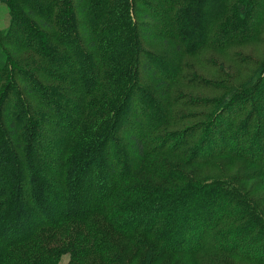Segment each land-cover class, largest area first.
I'll list each match as a JSON object with an SVG mask.
<instances>
[{"label":"trees","instance_id":"16d2710c","mask_svg":"<svg viewBox=\"0 0 264 264\" xmlns=\"http://www.w3.org/2000/svg\"><path fill=\"white\" fill-rule=\"evenodd\" d=\"M10 10L3 41L32 70L10 74L0 44V264L93 253L125 264L103 233L62 249L35 238L100 212L152 251L144 264L186 255L188 264H264V214L249 191L196 177L239 162L258 167L245 179L264 174V72L204 123L173 128L187 117L175 113L174 85L185 65L196 75L184 58L207 49L244 64L238 47L264 42V0H13ZM36 239L38 252L26 254Z\"/></svg>","mask_w":264,"mask_h":264},{"label":"rangeland","instance_id":"374dc122","mask_svg":"<svg viewBox=\"0 0 264 264\" xmlns=\"http://www.w3.org/2000/svg\"><path fill=\"white\" fill-rule=\"evenodd\" d=\"M152 1V0H151ZM262 0H255L256 4L260 3ZM13 5V0L7 2H0V44L6 47V52L9 57V64L12 67L10 69V74L16 72L15 66L19 71L27 70L28 72L32 69L26 68V58L25 60L20 56H14L11 52L8 51V46L5 44L3 39L6 37L7 32L12 28V16L11 10ZM15 6V5H14ZM16 7V6H15ZM252 18V14H250ZM22 34H20V39H25L26 34L29 32L26 30L24 24L21 25ZM49 40V39H48ZM45 41V40H42ZM34 45V42H32ZM241 51L240 56L244 60L242 65H236L233 61V57H227L220 51L215 50H203L196 56H187L184 58V62H188L190 69L196 75H191L200 79L202 82H190L191 78L188 79L186 65L185 70H182V79L185 80L177 81L174 85V93L180 98H183L180 106H175L176 114L186 115L187 117L180 123L173 126V128H189L198 123L205 122V114L215 113L218 109L219 104L226 103L233 93L236 91H247L250 88V85L256 81L258 76L264 72V42L260 44L249 43L246 47H238ZM235 51L238 52V49L235 48ZM238 56V55H237ZM202 57V58H201ZM244 57V58H243ZM20 58V59H19ZM34 60L39 63V59L35 56H32ZM246 58V59H245ZM80 62V61H78ZM191 65L193 67H191ZM14 67V68H13ZM183 67V64H182ZM188 69V71L190 70ZM13 72V73H12ZM190 72V71H189ZM4 76L3 73H1ZM9 74V75H10ZM186 76V77H185ZM224 76H227V79H224ZM11 77V75H10ZM185 77V78H184ZM188 80V83L186 82ZM208 80L209 85H205L204 81ZM197 82V83H196ZM112 84L109 85V89ZM113 90H116V86H112ZM177 92H176V90ZM262 105L264 106V96ZM217 102V104H215ZM196 103V104H192ZM243 115V114H242ZM264 116V111L262 113ZM144 122V127L142 131L144 135L149 134L152 131V122L144 114L142 116ZM228 118V116H227ZM172 128V127H169ZM242 146V145H241ZM228 160V159H225ZM219 167V166H218ZM217 166L207 167L198 169L196 171L197 178H232L236 183L243 187L244 191L248 190V195L251 197L255 207L262 210L264 214V174L251 175V179H245L246 174L254 172L258 167L253 165H247L243 162H239L238 166L233 168L230 165L225 163L220 168ZM247 167V168H244ZM151 173L146 172L141 173L140 177H149ZM151 177V176H150ZM156 178V177H155ZM248 185L250 186L249 188ZM102 233L105 234L108 239L112 242L115 248H117L118 253L122 252L125 255L126 262H132L133 264H144L152 254V251L149 255L148 252L139 251L141 247H138L142 244L137 243L136 241L118 234L115 232L110 216L105 212H100L99 214L90 218L86 223H66L60 225L55 229L47 228L38 234L35 238H39L40 244H46L50 248L62 249L65 248L66 244L70 241H76L78 244L83 243L89 245L91 240L96 237L102 236ZM216 236V235H215ZM86 242V243H84ZM38 239L36 241L26 246V254H35L38 252ZM215 246V244H214ZM220 247V246H217ZM25 252V251H24ZM107 254L102 253H93L90 255L84 262H74L71 260L69 254H64L61 256L60 264H124L119 262H113L107 260ZM264 259V258H263ZM151 259L149 260L150 264ZM191 261V258H189ZM229 264H255L252 262H245L236 257L230 258L227 260ZM188 264V255L183 257H169L162 260L156 264Z\"/></svg>","mask_w":264,"mask_h":264}]
</instances>
